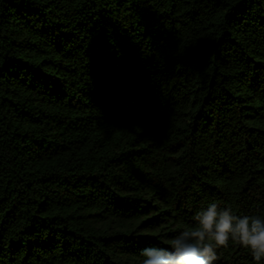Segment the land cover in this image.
Here are the masks:
<instances>
[{"label": "trees", "instance_id": "obj_1", "mask_svg": "<svg viewBox=\"0 0 264 264\" xmlns=\"http://www.w3.org/2000/svg\"><path fill=\"white\" fill-rule=\"evenodd\" d=\"M209 203L264 217V0H0V264H142Z\"/></svg>", "mask_w": 264, "mask_h": 264}, {"label": "clouds", "instance_id": "obj_2", "mask_svg": "<svg viewBox=\"0 0 264 264\" xmlns=\"http://www.w3.org/2000/svg\"><path fill=\"white\" fill-rule=\"evenodd\" d=\"M193 220L168 247L142 249V264H214L216 250L228 247L229 241L247 249L254 264L264 260V217L236 215L230 207L209 203Z\"/></svg>", "mask_w": 264, "mask_h": 264}]
</instances>
